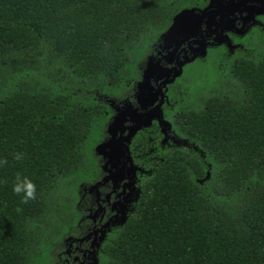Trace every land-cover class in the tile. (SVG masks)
I'll return each mask as SVG.
<instances>
[{
	"label": "trees",
	"instance_id": "trees-1",
	"mask_svg": "<svg viewBox=\"0 0 264 264\" xmlns=\"http://www.w3.org/2000/svg\"><path fill=\"white\" fill-rule=\"evenodd\" d=\"M213 1L0 0V264L81 255L111 124L143 106L149 56L175 20ZM257 20L166 86L172 133L154 122L133 137L136 190L93 264H264ZM17 175L37 186L34 200L12 191Z\"/></svg>",
	"mask_w": 264,
	"mask_h": 264
},
{
	"label": "flooded vegetation",
	"instance_id": "flooded-vegetation-1",
	"mask_svg": "<svg viewBox=\"0 0 264 264\" xmlns=\"http://www.w3.org/2000/svg\"><path fill=\"white\" fill-rule=\"evenodd\" d=\"M226 3L227 1L214 0L212 4L198 10L199 13L205 15L201 21H194L190 25L185 24V26L181 24L179 29L165 36L161 46L162 49L155 56H149L145 73L150 61L156 64V67L150 74L146 73L147 76L144 77L143 81L144 86L142 88L139 87L137 95L140 96L143 93L147 99H142L141 105L143 106L136 108L140 112L148 113L151 111L150 115L153 116L152 124L158 122L162 131L167 128V125L163 123V117L157 116V110H154L161 101L160 97L156 96V92L166 78L165 76H161L162 68L173 69L179 64L183 67V75L187 63H193L200 57L207 55L211 46L220 44L231 45L233 34L244 33L253 23L258 21L257 17L260 15H255L254 18H251V22H245L249 13V10L245 7L253 4V1L243 6L239 4V1H235V4L239 8L241 7L240 9H230ZM232 19H235V24L231 22ZM232 26L236 28H232ZM197 54L199 56L195 60L189 61V59L194 58ZM146 80H148V83L145 82ZM171 81L174 80L171 78ZM163 88L165 89L166 87L163 86ZM151 97L156 98L152 99ZM128 115V119L123 121L117 120L111 124L109 145L112 139H120L128 135L129 130L127 128L136 124L135 118L133 119L130 114ZM165 131V133H172L171 128ZM109 145L101 149V152L104 154L101 165L104 169L101 176L102 183L95 184V188L90 192L93 195L91 205L86 207L89 213L88 217L92 219L91 226L85 232L87 238L84 241H80L82 243L74 248L75 251L79 250L82 253L73 258V263L67 261L66 264H93L96 248L102 238L103 231L106 230L107 232L109 228L105 229L104 226L108 222H110L109 226L113 223H119L124 215L127 200L134 196L136 190L135 183L138 181V166L134 163L133 157L127 158L126 150H123L118 159L116 157L110 158ZM134 167L135 172L133 170ZM131 183H133V186H131ZM88 204L86 203V205Z\"/></svg>",
	"mask_w": 264,
	"mask_h": 264
},
{
	"label": "water",
	"instance_id": "water-1",
	"mask_svg": "<svg viewBox=\"0 0 264 264\" xmlns=\"http://www.w3.org/2000/svg\"><path fill=\"white\" fill-rule=\"evenodd\" d=\"M223 1H227L226 5H228V8L230 9H240L238 5L235 4V1H239V4L241 6L246 5L247 3L253 1V4L247 5L245 8L247 10H249L248 16L245 19V22H251V18H254L255 15H264V0H223ZM214 2V1H213ZM222 2V1H220ZM212 4V3H211ZM207 10V9H206ZM205 15L199 13L196 9H187L185 10L178 19L175 20V23L173 24V26L170 28V30L168 31V33L165 34V36H168L170 33H173L176 29H179L182 26H185V24L190 25L192 24V22L194 21H201L204 18ZM232 23L235 22V19L231 20ZM235 24V23H234ZM232 28H236L235 26H232ZM231 28V29H232ZM238 30V29H237ZM203 44V42H202ZM199 55H195L194 58L189 59V61H193L195 60ZM152 61L149 62L148 68L146 73L150 74L152 72V70L156 67V64L151 63ZM174 71V74H173ZM183 73V67L182 65H177L175 66L173 69H166V68H162V73L161 76H165V80L163 81L162 85L160 86L159 90L156 92V96L160 97V102L159 104L154 108V110H157V116L158 117H163V109L162 106L164 105V103L166 102V94H165V90L163 88L166 87L168 85V83L172 82V80H175L176 78L180 77ZM145 82L148 83V80H146ZM144 86V82L139 86V87H143ZM152 98V97H151ZM156 98V97H153ZM152 98V99H153ZM147 99V98H145ZM128 109H129V114L130 116H132V118H135L136 124L133 126H129L127 129L129 130L128 135H126L123 138L120 139H112V142L107 144V146H104L100 149H104L105 147H108V145L110 146V150H109V156L110 158L112 157H116L117 159L121 156L123 150L127 151V158L130 159L132 157L131 154V150H130V143L133 139V137L136 135V133L141 130L144 126H150L153 122V116L150 115L151 111H149L148 113L146 112H140L138 108L134 107L132 104H128ZM147 115H149L147 118H145ZM164 124L167 125V128L165 130H169L170 125L167 121H163ZM112 128V126H111ZM165 130H163L164 132H166ZM167 134V133H166ZM134 172H135V167L133 168ZM131 186H133V183H131ZM108 222L104 227L105 229L109 226ZM106 230L103 231V236L105 235ZM101 238V239H102Z\"/></svg>",
	"mask_w": 264,
	"mask_h": 264
},
{
	"label": "clouds",
	"instance_id": "clouds-1",
	"mask_svg": "<svg viewBox=\"0 0 264 264\" xmlns=\"http://www.w3.org/2000/svg\"><path fill=\"white\" fill-rule=\"evenodd\" d=\"M14 158L20 160L22 157L20 154H17ZM4 163H6V161L0 160V166ZM12 191L16 195L21 196L22 203H28L30 200H34L37 196V186L26 177L20 175L16 176Z\"/></svg>",
	"mask_w": 264,
	"mask_h": 264
},
{
	"label": "rangeland",
	"instance_id": "rangeland-1",
	"mask_svg": "<svg viewBox=\"0 0 264 264\" xmlns=\"http://www.w3.org/2000/svg\"><path fill=\"white\" fill-rule=\"evenodd\" d=\"M22 64H24V63H22Z\"/></svg>",
	"mask_w": 264,
	"mask_h": 264
}]
</instances>
